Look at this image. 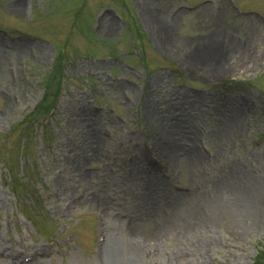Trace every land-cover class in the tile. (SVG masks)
Instances as JSON below:
<instances>
[{"label": "rangeland", "instance_id": "obj_1", "mask_svg": "<svg viewBox=\"0 0 264 264\" xmlns=\"http://www.w3.org/2000/svg\"><path fill=\"white\" fill-rule=\"evenodd\" d=\"M128 233L139 264H264V0H0V264Z\"/></svg>", "mask_w": 264, "mask_h": 264}, {"label": "bare ground", "instance_id": "obj_2", "mask_svg": "<svg viewBox=\"0 0 264 264\" xmlns=\"http://www.w3.org/2000/svg\"><path fill=\"white\" fill-rule=\"evenodd\" d=\"M110 29L113 25H109ZM239 45H237V48ZM208 48V46H207ZM206 47H203L201 49H207ZM196 50V48H195ZM219 48L218 47H214V48H209L208 52H202L201 54H198V59L201 58L208 60V63L212 65L213 69L216 68V66L214 65V60L218 54ZM197 52H199V50H197ZM242 55V54H241ZM246 56V55H245ZM198 59L196 58V62L198 64H201ZM242 188V190H241ZM247 185H245L244 182H238L237 184H232V185H228V186H224V188H221L220 191L222 193H227L228 196L227 198L229 199L231 197V195H236V197L233 199L234 203L236 204V208L237 210L239 209L241 211V209H244L249 201V199L251 198V194L250 191L246 190ZM239 197V198H237ZM222 200H219L218 205L216 206L217 209H219V211H221L222 213H228L230 212L232 209H235L234 203H229L226 202L224 203V207L221 205L222 201L226 199V197L224 195H221ZM224 202V201H223ZM183 203L180 201V199H177L175 201H170L169 205L170 207H172V214L170 215V220L164 217V222L167 223L168 221H170L169 225L162 223L161 225V230H164V234H168L171 233L172 237H176L179 234H182L183 231H181L178 228H174L172 227L176 221V219H179V223L178 225H180L179 228L183 229L184 231H188V226L187 223H185L183 225V223L185 222L183 215V209L181 208V205ZM183 206V205H182ZM183 212V213H182ZM242 212V211H241ZM157 214V213H156ZM169 215V213H166V215ZM243 215V214H242ZM171 217H175V218H171ZM173 222V223H172ZM199 222V221H198ZM123 225L124 221H122ZM132 225V224H130ZM159 232L158 229L154 230V233ZM123 238H117V237H111L110 238V242L109 244H106L107 246L103 247V253L105 258L107 259V263L108 264H139L141 262H143L144 260H146V257H142L140 255V250L141 247L138 243H136V238L134 236H132L130 233H128L127 236L123 235ZM145 240H147V242L149 241V237L146 238ZM158 240H155V236L153 237V239L151 240L154 241L152 242L153 244H157ZM198 240H196L195 242H197ZM104 242H106V240H104ZM144 247V246H142ZM11 264H32V262H26L25 260L23 261H14Z\"/></svg>", "mask_w": 264, "mask_h": 264}]
</instances>
